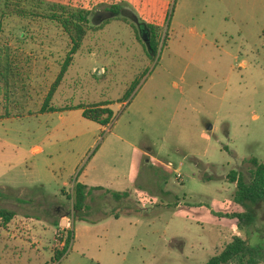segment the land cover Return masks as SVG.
Segmentation results:
<instances>
[{"label": "rangeland", "instance_id": "1", "mask_svg": "<svg viewBox=\"0 0 264 264\" xmlns=\"http://www.w3.org/2000/svg\"><path fill=\"white\" fill-rule=\"evenodd\" d=\"M58 6L91 23L51 101L62 112L39 114L71 49L49 19ZM138 23L158 28L152 59ZM1 47L0 209L17 221L0 238L32 245L0 264H206L234 236L264 264V201L238 229L229 215L246 209L227 180L264 164V0H0ZM104 102L106 128L63 111ZM75 184L90 189L83 215Z\"/></svg>", "mask_w": 264, "mask_h": 264}, {"label": "trees", "instance_id": "2", "mask_svg": "<svg viewBox=\"0 0 264 264\" xmlns=\"http://www.w3.org/2000/svg\"><path fill=\"white\" fill-rule=\"evenodd\" d=\"M92 5V4H90ZM57 8L60 14L53 13L49 19L58 22L64 33H66L71 41V49L65 58L60 71L52 84L49 92L47 93L42 106L39 110V114H50L55 112H62L51 106V101L54 97V94L57 88L60 86L65 74L68 71L69 66L72 63L73 56L80 49L81 43L84 40L88 26L90 22V16L92 12L84 9H64L60 6ZM55 10V9H54ZM109 13L118 17L124 11L121 6L118 4H112L107 10ZM112 20V19H111ZM106 24L108 22H105ZM145 27L146 41L145 47L147 54L151 57H154L156 54L157 47L159 45V35L158 28L148 24H140ZM8 58H10L7 48H0V82H3V86L7 88V82L10 74V67L8 64ZM126 94L123 99L127 98ZM126 99L122 103H125ZM111 103L104 102L95 104L89 107L76 106L70 107L67 110H80L82 117L86 120L94 122L99 126L106 128L108 127L113 120V111L109 107ZM249 163L252 165L253 169L251 172L250 180L247 182L244 178L235 170H232L227 175V180L230 184L235 185V193L232 197V202L238 206L246 209L242 213H234L229 215V217L236 221L235 225L238 229H241L243 224L252 223V214L250 208L256 204L264 201V164L259 163L256 159H250ZM87 187L83 184H75L73 186V191L71 195L68 196V199L72 201V210L75 215H83L87 211L86 199H87ZM114 199H121L128 197V193H113ZM14 218V214L5 209H0V226L5 228L11 220ZM55 226L58 224L55 222ZM70 241V237H67V242ZM65 250V249H64ZM63 251H58L55 254V261L63 257ZM259 254L258 248L251 247L248 244V240H244L242 237L234 236L232 241L228 243L224 249L217 254L216 256L210 258L206 264H230L236 262L237 264H242L244 260L249 258V264L254 262V258ZM248 260V259H247Z\"/></svg>", "mask_w": 264, "mask_h": 264}, {"label": "crops", "instance_id": "3", "mask_svg": "<svg viewBox=\"0 0 264 264\" xmlns=\"http://www.w3.org/2000/svg\"><path fill=\"white\" fill-rule=\"evenodd\" d=\"M82 113V112H81ZM33 152L34 153H40L41 152V149L39 148V147H37V148H35V149H33ZM83 185H85L86 187H87V191L89 192V186L88 185H86V184H83ZM113 194V193H112ZM88 193H87V198H88ZM113 197V196H112ZM86 202H87V199H86ZM20 218H21V221L23 222V223H31L32 222V220L30 219V218H26V217H23V216H20ZM13 220H16L17 221V219H15V218H13ZM13 220H11V222L13 221ZM9 225H10V223H9ZM30 227V226H29ZM234 228H230V231H231V229L233 230V231H236L235 230V225L233 226ZM32 227H30V229H31ZM55 229H53V235H55V231L57 230V227H54ZM3 230H0L2 233H4L5 235H7L8 236V233H7V227H5V228H2ZM33 230H35V228H33ZM37 232V230H35V233ZM3 234V237L4 238H0V252H2L3 253V255L6 253V251L7 250H9V251H15V252H18V251H20V250H22V251H24V250H27L28 249V247H30L32 244H28V246H27V244H25L24 242H21V240L20 239H16V240H13V239H11V240H8V237H6L5 235ZM2 235V234H1Z\"/></svg>", "mask_w": 264, "mask_h": 264}, {"label": "built area", "instance_id": "4", "mask_svg": "<svg viewBox=\"0 0 264 264\" xmlns=\"http://www.w3.org/2000/svg\"><path fill=\"white\" fill-rule=\"evenodd\" d=\"M167 167L170 168V169L173 168L171 164H168ZM175 172H176V179H177V180H180V179H181V175H180V173L177 172V171H175ZM0 222H1V219H0ZM66 225H68V224L66 223ZM66 225H64V226L62 227V229H65V228H66ZM6 227H9V224H8ZM58 233H59V232H58ZM59 236H61V235L59 234ZM61 238H62V237H61Z\"/></svg>", "mask_w": 264, "mask_h": 264}, {"label": "flooded vegetation", "instance_id": "5", "mask_svg": "<svg viewBox=\"0 0 264 264\" xmlns=\"http://www.w3.org/2000/svg\"><path fill=\"white\" fill-rule=\"evenodd\" d=\"M142 31L145 33V30H144V29H142L141 32H142Z\"/></svg>", "mask_w": 264, "mask_h": 264}, {"label": "water", "instance_id": "6", "mask_svg": "<svg viewBox=\"0 0 264 264\" xmlns=\"http://www.w3.org/2000/svg\"><path fill=\"white\" fill-rule=\"evenodd\" d=\"M210 129V128H209Z\"/></svg>", "mask_w": 264, "mask_h": 264}]
</instances>
